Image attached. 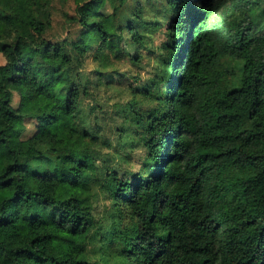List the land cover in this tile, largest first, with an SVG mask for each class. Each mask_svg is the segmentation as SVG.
I'll list each match as a JSON object with an SVG mask.
<instances>
[{
	"label": "clouds",
	"instance_id": "1",
	"mask_svg": "<svg viewBox=\"0 0 264 264\" xmlns=\"http://www.w3.org/2000/svg\"><path fill=\"white\" fill-rule=\"evenodd\" d=\"M0 264H264V0H0Z\"/></svg>",
	"mask_w": 264,
	"mask_h": 264
}]
</instances>
